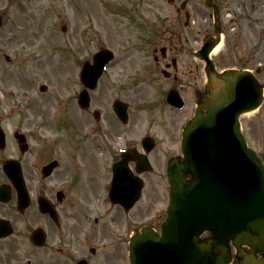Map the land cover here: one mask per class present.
I'll return each mask as SVG.
<instances>
[{"label":"flooded vegetation","instance_id":"obj_1","mask_svg":"<svg viewBox=\"0 0 264 264\" xmlns=\"http://www.w3.org/2000/svg\"><path fill=\"white\" fill-rule=\"evenodd\" d=\"M176 14L154 27L142 20L145 30H154L153 42L144 44L138 39V55L149 58L148 66L132 73L121 69L118 77L104 73L89 92L86 108L77 102L80 91H72L70 116H61L64 121H74L73 129L59 131L47 124L52 130L43 126L44 134L42 126L33 122L39 118L34 108L27 104L11 108L21 121L15 131L5 134V144L0 147V264H131V238L146 227L159 232L165 210L150 213L149 202L139 205L143 193L137 202L132 201L136 177L142 179L144 190L148 183L146 173L138 174L140 168L149 162L152 168L167 170L171 160L181 161L184 126L209 93L199 49L203 39L215 32V23L208 19L201 26L185 10H176ZM217 26L222 31L220 22ZM104 81L114 94L109 97L102 92L96 98ZM120 81L125 94L119 83L114 84ZM153 82L161 87L160 103L170 114L165 125L171 128V138L151 132L149 126L138 135L135 132L131 113L135 99L129 92L153 87ZM171 91L181 97L182 109L166 102ZM115 103L119 111H126V121L117 116ZM94 111L98 112L96 119ZM91 117L94 125L85 121ZM8 119L0 114V123ZM166 138L171 139L169 145ZM88 141L94 142L93 147L87 146ZM11 143L15 147L9 149ZM124 152L128 155L121 157ZM9 168H18L21 178L11 179ZM114 178L119 187L111 195ZM262 261L264 253L248 245L237 251L230 244L229 264Z\"/></svg>","mask_w":264,"mask_h":264},{"label":"rangeland","instance_id":"obj_2","mask_svg":"<svg viewBox=\"0 0 264 264\" xmlns=\"http://www.w3.org/2000/svg\"><path fill=\"white\" fill-rule=\"evenodd\" d=\"M181 2L176 0L171 5L167 0H0L3 20L0 29V114L9 117L0 123L3 130L9 134L18 128L21 119L11 108L23 104L35 109V116L39 118H34L33 122L42 126L44 134L43 126L51 129L47 124L53 129L55 125L59 131L73 129L74 121H64L61 115L70 116L68 106L72 91L82 89L79 71L83 62L91 61L98 50L106 47L116 52L118 58L108 66L105 76L117 75L121 69L127 73L137 71L150 61L138 55V39L145 44L153 42L154 36V30H145L142 20L153 27L161 24L162 19L170 21L176 18ZM214 2L221 5L223 26L221 46L212 55L217 68H247L254 72L260 68L262 72L256 77L264 88V0ZM185 9L201 26L205 24L204 19L212 24V10L206 8L204 0H194ZM118 83L125 94L122 81L114 84ZM42 85L47 87L44 93L39 92ZM110 87V83L100 82L95 97L102 92L110 97L114 94ZM160 90L161 87L153 82V87L129 92L135 99L131 102V113L136 135L149 126L151 132L171 138V128L165 125L170 114L160 103ZM72 116L76 119L74 113ZM85 121L95 124L92 117ZM240 121L246 142L264 165V94L260 108L242 115ZM166 140L169 145L171 139ZM93 144V141L87 142L88 147ZM14 147L11 143L9 149ZM144 176L148 186L139 205L149 202L150 213L164 211L169 199L165 168L153 167Z\"/></svg>","mask_w":264,"mask_h":264},{"label":"water","instance_id":"obj_3","mask_svg":"<svg viewBox=\"0 0 264 264\" xmlns=\"http://www.w3.org/2000/svg\"><path fill=\"white\" fill-rule=\"evenodd\" d=\"M218 43L211 37L200 51L210 87L201 105L206 114L196 111L183 132L184 159L168 167L170 202L161 235L143 229L134 236L132 264H228L230 241L264 252V167L239 123L261 104L263 89L249 71H215L209 53ZM111 57L104 50L92 66L85 63L83 83L94 88ZM204 231L213 239L199 240Z\"/></svg>","mask_w":264,"mask_h":264},{"label":"bare ground","instance_id":"obj_4","mask_svg":"<svg viewBox=\"0 0 264 264\" xmlns=\"http://www.w3.org/2000/svg\"><path fill=\"white\" fill-rule=\"evenodd\" d=\"M220 46H221V45H218V46L214 49L213 54L219 50Z\"/></svg>","mask_w":264,"mask_h":264}]
</instances>
